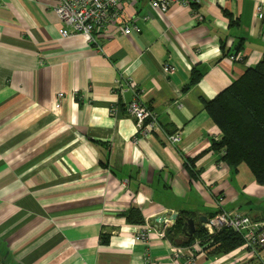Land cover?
Wrapping results in <instances>:
<instances>
[{
  "label": "crops",
  "instance_id": "obj_1",
  "mask_svg": "<svg viewBox=\"0 0 264 264\" xmlns=\"http://www.w3.org/2000/svg\"><path fill=\"white\" fill-rule=\"evenodd\" d=\"M53 3L0 0V264H145L146 255L174 264L175 247L200 239L182 246L172 215L203 228L222 196L228 212L264 223V187L248 165L231 168L212 150L223 133L205 109L264 60L255 12L264 0H200L167 13L129 0L98 46L63 38ZM123 23L140 33L125 35ZM121 75L160 131L139 134L127 111L133 93L116 89ZM210 250L196 264H264V250Z\"/></svg>",
  "mask_w": 264,
  "mask_h": 264
},
{
  "label": "built area",
  "instance_id": "obj_2",
  "mask_svg": "<svg viewBox=\"0 0 264 264\" xmlns=\"http://www.w3.org/2000/svg\"><path fill=\"white\" fill-rule=\"evenodd\" d=\"M52 10L58 16L63 24L60 29V35L63 38H73L84 35L89 38V41L97 44L96 38L98 34L105 31L106 28L113 23L119 22L122 18V5L129 0H53ZM200 0H150V7L153 11L167 13L174 4L181 7H190L194 4H199ZM256 16L261 21H264V3H257L255 7ZM149 17H145L147 21ZM123 33L132 35V33H140V28L134 23H123ZM232 60H241L236 56H231ZM123 85L133 93L132 101L127 107V111L134 118L140 135H151L154 131H160L161 127L158 122L157 115L149 109L140 98V90L134 86L131 78L120 76L116 81V89L123 92ZM63 94H59L56 100V109L61 107ZM168 141L172 145H178L182 141L181 135L176 133L168 136ZM226 154L225 150L221 151V155ZM225 198L218 197L217 205L219 212L208 218L206 223H203V228L208 234V238L217 236L224 230L232 231L240 236L243 241V247L250 251L255 256H260L264 250V223L252 219L249 215L243 212H228L224 209ZM162 223V222H161ZM166 229V228H165ZM163 229L161 235L166 236V231ZM148 225L136 234L135 239L142 243H147L149 240ZM210 241H198L192 246L180 247L177 246L173 250L174 264H196L199 255L209 249ZM145 264H158L149 259L146 255L144 258Z\"/></svg>",
  "mask_w": 264,
  "mask_h": 264
},
{
  "label": "trees",
  "instance_id": "obj_3",
  "mask_svg": "<svg viewBox=\"0 0 264 264\" xmlns=\"http://www.w3.org/2000/svg\"><path fill=\"white\" fill-rule=\"evenodd\" d=\"M199 77L194 76L192 84ZM205 109L223 133L222 139L213 143L212 150L219 154L225 150L226 154L221 159L231 168L248 165L256 182L264 187V60L249 69L217 98L205 102ZM134 215L137 217V212H132L130 218ZM187 218L191 217L183 214L177 220L175 232L179 238L183 235ZM136 222L143 224L140 218ZM205 237L206 231L197 228L195 235L183 242L182 246L189 245L195 238ZM210 240L213 244L209 246L212 254L230 253L244 245L243 239L229 230Z\"/></svg>",
  "mask_w": 264,
  "mask_h": 264
},
{
  "label": "water",
  "instance_id": "obj_4",
  "mask_svg": "<svg viewBox=\"0 0 264 264\" xmlns=\"http://www.w3.org/2000/svg\"><path fill=\"white\" fill-rule=\"evenodd\" d=\"M178 218H179V214L175 213L172 215L171 220L177 221ZM207 220H208L207 218L201 219L203 223H206ZM196 231H197L196 221L193 218H187L182 231L183 235L180 238L185 242L187 239L192 238L195 235Z\"/></svg>",
  "mask_w": 264,
  "mask_h": 264
},
{
  "label": "rangeland",
  "instance_id": "obj_5",
  "mask_svg": "<svg viewBox=\"0 0 264 264\" xmlns=\"http://www.w3.org/2000/svg\"><path fill=\"white\" fill-rule=\"evenodd\" d=\"M200 240H202V241H209V238H208V234H207V232H206V237L205 238H202V239H200ZM210 245H213V244H210Z\"/></svg>",
  "mask_w": 264,
  "mask_h": 264
}]
</instances>
